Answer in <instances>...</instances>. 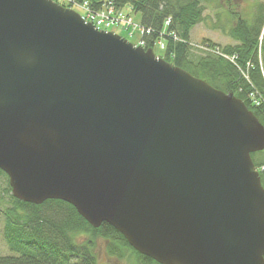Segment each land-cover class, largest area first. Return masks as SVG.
<instances>
[{
  "label": "water",
  "instance_id": "1",
  "mask_svg": "<svg viewBox=\"0 0 264 264\" xmlns=\"http://www.w3.org/2000/svg\"><path fill=\"white\" fill-rule=\"evenodd\" d=\"M264 126L231 92L53 0H0V170L159 264H264Z\"/></svg>",
  "mask_w": 264,
  "mask_h": 264
},
{
  "label": "trees",
  "instance_id": "2",
  "mask_svg": "<svg viewBox=\"0 0 264 264\" xmlns=\"http://www.w3.org/2000/svg\"><path fill=\"white\" fill-rule=\"evenodd\" d=\"M99 6L103 0H88ZM121 6H131L139 12L141 24L152 31L142 38L144 48H153L160 37L166 18L170 17L168 32L162 37L165 47L160 57L174 66L187 70L213 87L231 92L241 99L264 126V35L259 42L264 22V7L257 4L250 19L236 15L229 35L236 43L219 46L222 52H198L191 55L190 29L202 20V0H113ZM207 41V40H206ZM260 44V45H259ZM258 157V161L255 159ZM259 169L264 188V149L251 153ZM0 212L3 216L2 234L11 254L0 255V264H109L95 252L96 242L103 241L104 255L121 259L130 251L135 264H159L131 247L123 235L108 223L92 227L70 203L47 199L41 204L21 201L11 194L7 175L0 170ZM84 235V239H76Z\"/></svg>",
  "mask_w": 264,
  "mask_h": 264
},
{
  "label": "rangeland",
  "instance_id": "3",
  "mask_svg": "<svg viewBox=\"0 0 264 264\" xmlns=\"http://www.w3.org/2000/svg\"><path fill=\"white\" fill-rule=\"evenodd\" d=\"M257 4H262L264 7V0H202V20L193 26L189 32V39L195 44H202L203 41H211L219 46H224L226 44H235L236 41L230 37L229 30L235 24L236 15H241L246 19H250L254 13ZM127 9H129L127 7ZM254 11V13H253ZM133 17V21L137 24H141V16L139 12L130 11ZM250 12L253 14L251 17ZM144 27L143 24H141ZM116 34H119L122 38L131 42L132 44H137L140 38L147 36V33L134 34L129 36L127 32L118 31L117 28L110 29ZM140 35V36H139ZM207 40V41H206ZM233 41L235 43H233ZM153 52L156 56H160L158 46L155 44L153 47ZM262 59L264 58V49L261 48ZM191 55H198V51L191 47ZM258 161V157H255ZM5 183V180L0 179V186ZM3 229V216L0 212V255L11 254L2 234ZM76 239H84V235H77ZM95 252L98 255L99 260L106 261L109 264H135L136 256L130 251L125 252V256L121 259L111 257L107 258L103 252V241L98 240L96 242Z\"/></svg>",
  "mask_w": 264,
  "mask_h": 264
},
{
  "label": "built area",
  "instance_id": "4",
  "mask_svg": "<svg viewBox=\"0 0 264 264\" xmlns=\"http://www.w3.org/2000/svg\"><path fill=\"white\" fill-rule=\"evenodd\" d=\"M58 1L68 7L76 8L83 20L85 22L91 23L94 28L101 30H109L112 27H117L121 30H125L129 36H132L134 32L140 33H151V29L149 27H142L140 24H135L132 18L125 13L120 7L116 6V4L112 0H104V2L95 7L89 3L87 0H55ZM170 17L165 19L163 29L160 33V37L156 40V45L160 50H163L165 47L163 35L168 34L169 36L177 39L176 35L173 32L167 31V26L170 24ZM264 33V25L262 28V33L260 35V39ZM139 44H143L142 38L139 40ZM198 47L200 50L204 52H221L218 47H212L208 44H199Z\"/></svg>",
  "mask_w": 264,
  "mask_h": 264
},
{
  "label": "crops",
  "instance_id": "5",
  "mask_svg": "<svg viewBox=\"0 0 264 264\" xmlns=\"http://www.w3.org/2000/svg\"><path fill=\"white\" fill-rule=\"evenodd\" d=\"M253 13H254V11H253ZM253 14L250 12V16L249 17H251ZM233 43H235L234 41H233Z\"/></svg>",
  "mask_w": 264,
  "mask_h": 264
},
{
  "label": "flooded vegetation",
  "instance_id": "6",
  "mask_svg": "<svg viewBox=\"0 0 264 264\" xmlns=\"http://www.w3.org/2000/svg\"><path fill=\"white\" fill-rule=\"evenodd\" d=\"M252 18V17H251Z\"/></svg>",
  "mask_w": 264,
  "mask_h": 264
}]
</instances>
